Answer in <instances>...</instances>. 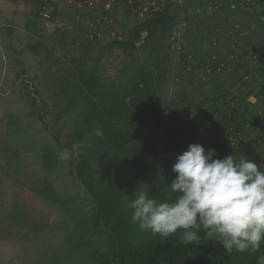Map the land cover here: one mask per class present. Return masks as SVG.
Masks as SVG:
<instances>
[{
	"label": "rangeland",
	"instance_id": "obj_1",
	"mask_svg": "<svg viewBox=\"0 0 264 264\" xmlns=\"http://www.w3.org/2000/svg\"><path fill=\"white\" fill-rule=\"evenodd\" d=\"M44 2L0 0V264H81L66 255L72 218L40 194L47 181L71 206L92 204L75 178V159L60 158L71 132L59 119L63 91L79 70L96 72L110 84L126 68L150 66L159 73L149 113L162 117L161 146L216 133L235 149L249 148L251 160L264 165V22L257 15L231 10L233 0H218L217 11L187 15L179 53L168 26L150 45L140 43L144 32L137 50L128 54L109 45L128 40L143 20L117 9L113 0L97 9L68 4L60 20L48 21L40 16ZM104 15L113 22L98 23ZM95 30L102 37L90 39ZM255 52L258 58L251 55ZM231 54L238 57L230 70L216 72ZM47 148L59 157L55 171L44 166ZM170 152L161 149L164 157ZM176 152L168 159H177Z\"/></svg>",
	"mask_w": 264,
	"mask_h": 264
},
{
	"label": "trees",
	"instance_id": "obj_2",
	"mask_svg": "<svg viewBox=\"0 0 264 264\" xmlns=\"http://www.w3.org/2000/svg\"><path fill=\"white\" fill-rule=\"evenodd\" d=\"M174 20L166 11L137 25L128 40H114L109 46L132 54L144 32L148 34L144 44L150 45ZM74 77L63 91L59 119L71 132L61 148L71 150L75 178L92 204L71 206L47 181L40 190L72 218V230L66 233L68 259L81 264H256L258 253L234 250L229 254L202 233L199 242L184 245L178 234L162 238L151 230H141L131 221L127 207L139 190L160 201L169 198L167 185L176 178L172 171L176 159L162 156V148L170 149L173 156L178 149L182 154L189 145L200 144L206 151L215 149L214 158L236 153L251 159L249 148L235 149L216 133L193 141L170 140L161 146L162 117L149 113V103L158 94L159 73L144 63L126 68L110 84L102 83L96 72L79 70ZM97 130L104 136L97 137ZM42 158L45 168L56 170L59 157L52 149H45Z\"/></svg>",
	"mask_w": 264,
	"mask_h": 264
},
{
	"label": "clouds",
	"instance_id": "obj_3",
	"mask_svg": "<svg viewBox=\"0 0 264 264\" xmlns=\"http://www.w3.org/2000/svg\"><path fill=\"white\" fill-rule=\"evenodd\" d=\"M95 134L104 136L101 130ZM70 156L69 149L60 153L62 160ZM215 156V149L189 145L172 166L176 178L167 185L169 198L160 201L137 191L127 204L131 221L162 238L178 234L184 245L199 242L202 233L229 254L258 253L256 264H264V165L245 154Z\"/></svg>",
	"mask_w": 264,
	"mask_h": 264
},
{
	"label": "built area",
	"instance_id": "obj_4",
	"mask_svg": "<svg viewBox=\"0 0 264 264\" xmlns=\"http://www.w3.org/2000/svg\"><path fill=\"white\" fill-rule=\"evenodd\" d=\"M104 1L105 0H45L40 11V16L46 21L56 18L57 20H60L68 4L75 5L78 9H97L98 7L103 5ZM233 1L234 2H231L229 6L231 10H235L239 7L242 9H248L250 12L257 15L261 21L264 22V0ZM113 3L115 4L117 9L120 10L121 8H124L129 11L131 15H134L143 21L157 16L167 10L170 11L171 14H175V20L170 23V26H172L170 41L174 44V48L176 51H178V53L183 49L185 33L189 25L187 15H191L195 11L200 12L201 10H203V8H208L209 10L215 9V11L221 8L220 6H218V0L217 2L216 0H206L202 4L200 2L189 4L188 0H113ZM172 9L180 11L179 14L172 13ZM102 22L111 24L113 22V18L111 15H104L103 17L98 19V23ZM90 25L94 26V24L92 23H90ZM101 37V32L97 30H95L94 33L89 36L90 39ZM204 41L208 42V38ZM140 43H144V38L141 39ZM216 44L217 43L214 40L212 45L215 46ZM251 55L253 56V58H258V54L256 52L251 53ZM237 57L238 56H236L235 54L229 55L227 60L221 63L220 66L216 69V72H225V69L230 70L231 65L236 62ZM209 70H212V68ZM175 154H177V152H175ZM168 155L170 158L172 156V152L168 153Z\"/></svg>",
	"mask_w": 264,
	"mask_h": 264
},
{
	"label": "crops",
	"instance_id": "obj_5",
	"mask_svg": "<svg viewBox=\"0 0 264 264\" xmlns=\"http://www.w3.org/2000/svg\"><path fill=\"white\" fill-rule=\"evenodd\" d=\"M108 1H110V0H105V1H104V6L106 5V3H108Z\"/></svg>",
	"mask_w": 264,
	"mask_h": 264
}]
</instances>
